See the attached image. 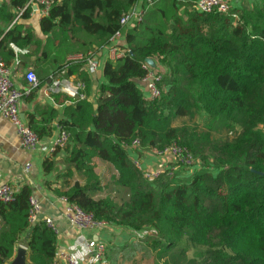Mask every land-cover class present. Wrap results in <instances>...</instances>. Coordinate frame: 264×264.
<instances>
[{
	"label": "trees",
	"instance_id": "1",
	"mask_svg": "<svg viewBox=\"0 0 264 264\" xmlns=\"http://www.w3.org/2000/svg\"><path fill=\"white\" fill-rule=\"evenodd\" d=\"M193 1L156 0L141 22L122 27L136 0H57L38 30L27 0L3 1L0 55L9 65L22 52L39 87L52 73L84 86L85 98L54 94L59 107L38 105L27 116L40 138L56 126L69 134L63 160L55 149L41 164L55 196L138 232L153 264H264V0L237 6L236 18L198 13ZM120 30L119 46L130 52L106 58L92 102L84 58ZM146 58L163 68L164 90L153 101L139 85ZM134 140L142 150L184 146L196 167L148 181L129 156ZM33 193L24 184L13 201H0V264L21 239L30 264H56V235L43 220L29 222ZM124 251L110 245L106 260L121 264Z\"/></svg>",
	"mask_w": 264,
	"mask_h": 264
},
{
	"label": "built area",
	"instance_id": "2",
	"mask_svg": "<svg viewBox=\"0 0 264 264\" xmlns=\"http://www.w3.org/2000/svg\"><path fill=\"white\" fill-rule=\"evenodd\" d=\"M156 0H136V3L124 12L120 17V25L122 27L133 26L143 20L144 14L154 4ZM57 2V0H27L25 7L31 8V14L37 13L39 17L47 15L49 9ZM237 5L233 0H194L191 9L198 13L219 12L229 14L236 18L233 9ZM18 17V16H17ZM123 36V31H118L109 41L106 46V51L109 59H117L126 56L130 50L128 48H121L118 39ZM99 50V49H98ZM98 50L89 52L88 56L84 58L85 67L88 73L92 76L99 67ZM74 59H81L82 56L77 54L72 56ZM143 68L146 69V75L140 79L139 85L141 86L145 99L153 101L159 98L164 90L160 87L162 80V66L158 64L156 59L146 58L143 61ZM25 87L20 88L17 86L14 71L0 55V117L11 123L16 129L20 139V144L23 148L30 152L36 151L40 137L28 125L27 121L21 118L19 110V102L22 98L30 95L33 90L39 86V79L35 71L31 68L25 70L23 75ZM47 84V94L53 97L54 94H65L71 98L83 99L86 97L84 93V86L81 82L76 81L73 76L68 78L55 75H49ZM98 94L95 99H97ZM89 98L94 97L90 95ZM69 140V134L60 130L57 126V134L50 152L55 149L63 150ZM136 150V152H135ZM128 151H134L138 156L144 151L139 145L138 140H134L129 146ZM146 151V150H145ZM147 151L161 161V165L154 169H148L139 157L131 158L135 167L143 174L148 181L158 179L162 173L168 176H174L176 167L182 170L193 171L196 167V162L190 151L177 143H173L164 148H151ZM167 157L171 158V162L166 161ZM173 165H170L171 163ZM31 166L30 162L25 164V171H28ZM17 189L9 183L0 184V201L8 203L13 201ZM63 204L62 216L66 224L70 227L79 229L81 231H88L97 235L103 232L109 226L105 220L96 219L91 212L82 210L77 205L68 202L65 198L59 197ZM29 222L31 224L43 220L47 227H49L56 237L60 235L62 226L58 219L53 218L52 215H46L41 218L42 209L39 200L31 195L29 197ZM83 244L86 254L91 260V264H109L106 260L108 245L103 238H94L92 236H84L80 240ZM58 243V239H57ZM56 264H80L74 255L68 251H59L56 248L55 254Z\"/></svg>",
	"mask_w": 264,
	"mask_h": 264
},
{
	"label": "crops",
	"instance_id": "3",
	"mask_svg": "<svg viewBox=\"0 0 264 264\" xmlns=\"http://www.w3.org/2000/svg\"><path fill=\"white\" fill-rule=\"evenodd\" d=\"M7 0H0V3ZM234 4L237 6H246L253 7L257 4H260V0H233ZM37 15V13L35 12ZM32 16L34 14H31ZM39 17V16H38ZM40 19V17H39ZM38 19V22H39ZM31 23V22H30ZM33 26L32 24H30ZM35 29V28H34ZM118 42H123V36H120ZM18 53L17 49H14ZM18 57L14 63L9 64L14 71V78L16 84L20 88L25 87V81L23 78L25 69L34 68V63H23L22 52L18 53ZM108 57L106 47L98 51L99 67L92 75V92L91 95L94 97L90 98L92 102H95V98L98 94V87L102 82V64ZM23 71V72H22ZM48 79L45 78L44 84L39 88L37 87L32 91L33 96L30 99L24 97L19 102L20 113L24 115V120L27 121V116L29 113H33L37 106L41 105H50L53 107H59L53 97L48 96L47 94V84ZM40 85V83H39ZM32 93L28 96H31ZM56 126L55 122L52 123V126ZM54 126V127H55ZM57 134V126L54 128L50 136H44L40 138L38 147L36 151L30 152L22 147L20 144L19 136L11 123L0 117V184L9 183L14 189H19L24 184H29L33 187V195L39 200L41 204L42 214L41 218L46 215H52L53 218L58 219L62 226V231L58 236L57 250L59 251H68L74 255L80 264H91L89 256L86 254L81 239L83 235L92 236L94 238H103L107 243L108 247L110 245H115L123 247L128 244H135L137 239L141 236L138 232H134L130 229L119 228L114 226H108L103 234L97 235L88 231H81L79 229L70 227L66 224L63 216L62 209L63 204L60 201V198L55 196L44 184V176L42 174V160L45 157L51 155L50 149L53 146L55 136ZM136 152V150H135ZM134 151H129L130 158L139 157L140 160L148 169H154L161 165L159 158L153 156L149 151H143L139 156ZM65 157L64 150H58L54 159L58 162H61ZM168 162H171V158L167 157L165 159ZM27 162L31 163V166L28 171H25V164ZM172 162L170 165H173ZM181 168L176 167L175 171L179 176H184V173L181 172ZM53 176H50L52 179ZM54 185V184H53ZM52 185V186H53ZM28 235V234H27ZM17 245L25 246L24 240L21 239Z\"/></svg>",
	"mask_w": 264,
	"mask_h": 264
},
{
	"label": "rangeland",
	"instance_id": "4",
	"mask_svg": "<svg viewBox=\"0 0 264 264\" xmlns=\"http://www.w3.org/2000/svg\"><path fill=\"white\" fill-rule=\"evenodd\" d=\"M38 19L39 17L36 14H34L31 17V24L36 30H38ZM96 165H98L97 169L100 170L98 162H96ZM106 172H108V174H111L110 170H107ZM181 172H183L186 177L188 176L187 175L188 172H186L185 170H181ZM137 241L140 242V240H137ZM136 243L134 245L128 244V245L123 246L125 247V251H124V254L119 256L118 260L120 261V263L121 264H153V259L151 257L153 252L151 253V255L148 252L146 253L142 248H140V246L144 244L140 242L139 245H136ZM112 253H111V258L113 255ZM109 264H111V262Z\"/></svg>",
	"mask_w": 264,
	"mask_h": 264
},
{
	"label": "water",
	"instance_id": "5",
	"mask_svg": "<svg viewBox=\"0 0 264 264\" xmlns=\"http://www.w3.org/2000/svg\"><path fill=\"white\" fill-rule=\"evenodd\" d=\"M21 118L24 120L23 114H21ZM6 264H30L27 247L16 245L14 256Z\"/></svg>",
	"mask_w": 264,
	"mask_h": 264
}]
</instances>
